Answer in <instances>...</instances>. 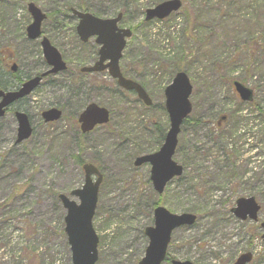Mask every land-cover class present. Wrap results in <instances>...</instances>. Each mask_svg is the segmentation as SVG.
Returning a JSON list of instances; mask_svg holds the SVG:
<instances>
[{
  "label": "rangeland",
  "instance_id": "374dc122",
  "mask_svg": "<svg viewBox=\"0 0 264 264\" xmlns=\"http://www.w3.org/2000/svg\"><path fill=\"white\" fill-rule=\"evenodd\" d=\"M163 1H84L89 12L101 18L127 10L121 27L132 28L134 35L121 67L148 91L153 105L146 107L135 94L117 91L107 71L80 72L93 65L99 49L94 38L82 43L76 32L78 19L71 9H79L81 0H0V64L7 71L2 77L9 89L16 82L11 65H17L15 74L23 81L47 69L40 40L30 41L26 35L32 22L30 3L47 14L43 35L69 67L44 80L0 119V264H72L64 231L66 210L58 195L77 200L70 193L85 180L78 158L97 165L104 175L93 221L99 236L96 264H139L148 244L145 229L154 224V203L160 197L172 213L198 216L194 226L174 231L169 257L195 264H234L241 254L252 252L251 264H264L260 225L239 221L230 211L238 198L254 196L264 219V148H253L264 129V43L258 56L247 51L259 50L248 43L253 35L264 41V0H182L178 13L144 23L145 11ZM183 56V70L193 85V112L179 136L188 155L176 154L174 159L191 162L186 175L195 189L183 191L175 179L159 196L150 166L133 163L157 151L161 131L169 129L164 90L175 75V59ZM247 70L248 80L243 81ZM74 81L85 88L104 86L71 97ZM234 81L254 90L252 103L241 101ZM87 97L108 107L112 120L76 143L77 117ZM54 106L65 107L62 119L44 123L41 113ZM15 109L28 113L34 127L32 137L17 146ZM222 117L227 119L221 122ZM196 120L203 124L195 127ZM195 147L205 149L199 153L203 157L194 158ZM227 157L235 162L233 173L221 168Z\"/></svg>",
  "mask_w": 264,
  "mask_h": 264
},
{
  "label": "water",
  "instance_id": "95a60500",
  "mask_svg": "<svg viewBox=\"0 0 264 264\" xmlns=\"http://www.w3.org/2000/svg\"><path fill=\"white\" fill-rule=\"evenodd\" d=\"M182 7L181 0H167L153 8L146 10L145 21L154 19L164 20ZM33 22L27 28V37L30 40L42 38L41 47L43 56L50 69L41 76H36L25 81L17 90L4 91L0 89V118L6 115L7 109L15 102L29 96L41 83L44 77L55 75L67 70V64L63 60L61 53L52 45L50 40L42 37V23L47 19L34 3L28 5ZM73 14L78 18L76 26L77 34L84 43L90 38L96 37L95 42L100 46L98 60L92 66L81 69L83 73H98L109 71L118 85L127 90L135 91L138 98L147 106L152 105V100L145 89L137 82L124 77L120 69V60L126 48L127 41L133 35L131 29L120 28L119 23L123 15L120 13L113 18H99L91 13H84L73 10ZM17 65L12 66V71L16 72ZM236 92L244 102L253 100L252 89L246 87L239 81L234 82ZM193 86L185 72H178L172 83L165 89V107L169 115L170 129L165 137L161 148L152 154L143 155L136 158L134 165L140 167L150 164V179L154 190L158 194H163L166 186L173 179L182 176L183 166L174 160L178 144V135L184 120L192 112ZM18 123L16 145L29 139L33 134V127L29 116L22 111L15 112ZM46 123L58 121L62 117V111L58 108L44 110L41 114ZM80 129L86 134L93 131L97 126L105 125L110 121V112L107 108L96 103L88 105L80 114ZM85 174L84 185L71 192V196L77 200L70 199L65 194L59 195V200L66 210L65 234L71 251L72 264H96L98 261L99 237L93 227L100 186L103 182V175L100 170L91 163H86L82 167ZM260 206L254 197L240 198L236 206L232 209L233 214L241 220H257ZM197 216L192 213L174 214L163 206H158L154 210V225L147 227L145 234L149 239V244L144 258L140 264H162L167 256L169 244L174 230L192 226L196 223ZM264 227V223H263ZM252 259L251 253L241 255L235 264H247ZM172 264H193L190 261L173 260Z\"/></svg>",
  "mask_w": 264,
  "mask_h": 264
},
{
  "label": "trees",
  "instance_id": "16d2710c",
  "mask_svg": "<svg viewBox=\"0 0 264 264\" xmlns=\"http://www.w3.org/2000/svg\"><path fill=\"white\" fill-rule=\"evenodd\" d=\"M85 0H81V2L83 3V5H81V7L79 8L80 10H82V11H88L89 12V10L90 9H88L87 7H85L84 6V4H85V2H84ZM125 2H128V0H125ZM91 11V10H90ZM120 12H122L123 14H124V17H125V15H126V13H127V10L126 9H124V10H122V11H120ZM119 13V12H118ZM98 14L101 16L103 13L101 12V11H98ZM188 21V20H187ZM188 23V22H187ZM249 43V45H255V46H258L259 47V50H258V52H256V51H250L249 49H247V51H249L250 52V54H253V56H255V55H257L258 56V54H259V51H260V44H262L263 45V43H264V41L263 40H261L259 37H256L255 35H253V38L252 39H250V41L248 42ZM227 59V58H226ZM228 60V59H227ZM0 62H1V60H0ZM186 63V59H185V57L183 56V57H180V58H176L175 59V61H174V64H173V66H172V70H173V72H172V75L173 74H175V73H177L178 71H181V70H183V65ZM253 63H256V60L255 59H253L252 60V63H251V65L253 64ZM231 64V63H230ZM250 65V66H251ZM140 66H141V63L140 62H138V63H136V65H135V67H133L134 68V70L135 71H137L139 68H140ZM6 70L3 68V66L0 64V88H2V89H8L10 86H9V83H7L6 81H3V77L2 76H4V75H6ZM123 72H124V74L126 75V76H128V77H132V76H130V72L129 71H126V70H123ZM249 70H247L246 72H244V76H242L241 77V80H243V81H247L248 80V76H249ZM11 76H13L15 79H16V82H14L13 83V86L15 87H17L19 84H21L22 82H23V79H22V77H20L18 74H11ZM252 76V75H251ZM18 84V85H17ZM263 86V88H264V80H263V84H262ZM74 88H73V90H70V96L71 97H74V96H78L80 93H82L83 91H84V93H86V94H90V92H93V91H96V92H99L100 90H101V88L104 86V84L102 83V84H100L99 86H97V85H92L91 87H88V88H85L82 84H79V83H77V82H75L74 81ZM117 91H120L121 93H123V94H125L123 91H121L120 89H117ZM118 93V92H117ZM121 93H118V94H120L121 95ZM91 101H93V100H91L90 99V97H87V98H85V101H84V105H86L87 103H90ZM61 107V106H60ZM62 109L64 108L65 109V107H61ZM188 122L189 121H185V125H187L188 124ZM201 124H203L200 120H196L195 122H194V125H195V127H198V126H200ZM236 129H237V127H236ZM261 135H262V140L260 141V143L262 144V147L264 148V129L262 130V132H261ZM88 137V135H82L81 133H79V132H77L76 133V135L74 136V139H75V142L76 143H79V142H81L82 140H84V139H86ZM209 137H210V135H209ZM225 136H219V139H223ZM160 138H161V140L163 139V133L161 132V135H160ZM211 139H213V138H211ZM258 147V142H257V144L254 146V148H257ZM205 150V149H204ZM204 150H202V151H204ZM201 151H199V150H195V158L197 157V155H199V153H200ZM177 154H178V151L176 152ZM226 159H228V160H226V162H227V165H225L224 167H221L222 169L223 168H225V169H229V171H232V173L234 172V167H235V163L234 162H231V159L230 158H226ZM78 160H79V162L77 161V163H78V165L81 167L82 165H83V163H84V161L83 160H81V159H79L78 158ZM191 164V162L190 161H185L184 162V166L185 167H187V166H189ZM198 170H196V172H197ZM220 171V170H219ZM191 179H193V178H191ZM178 181L180 182V187H181V189L183 190V191H186V190H188V189H192V190H194L195 189V186H193L192 184V182H191V180L187 177V175H184L182 178H180V179H178ZM160 199L162 200V202H160ZM160 199L158 200V203L156 202V203H154V206L155 205H157V204H163L164 203V201H163V199L160 197Z\"/></svg>",
  "mask_w": 264,
  "mask_h": 264
},
{
  "label": "flooded vegetation",
  "instance_id": "af4514ba",
  "mask_svg": "<svg viewBox=\"0 0 264 264\" xmlns=\"http://www.w3.org/2000/svg\"><path fill=\"white\" fill-rule=\"evenodd\" d=\"M226 119L224 118V119H221L220 121L222 122V121H225ZM221 125V123L219 122V126ZM195 150H199V151H202V150H204V148H202V147H195L194 148V151ZM178 152H179V154L181 155V157H187V149L185 148V147H183V145H182V142H178ZM193 156H194V154H193ZM197 157L198 158H200V157H203V155L202 154H199V155H197ZM194 158H195V156H194ZM186 171V170H185ZM261 212H262V207H261V210H260V212L258 213V218H257V220L256 221H252V222H256V223H258L259 225H260V230H261V235H260V238H261V241L264 243V228H263V222H264V219L261 221L260 220V214H261ZM247 221H251V220H245V221H243V222H247ZM251 254H252V259H251V261L250 262H248L247 264H251L253 261H254V255H253V253L251 252ZM242 255V254H241ZM240 255V256H241ZM239 256V257H240ZM238 257V258H239ZM238 258L235 260V262H234V264L236 263V261L238 260Z\"/></svg>",
  "mask_w": 264,
  "mask_h": 264
}]
</instances>
